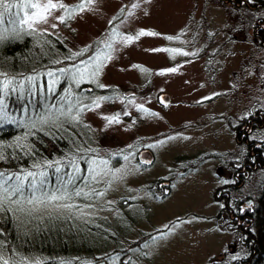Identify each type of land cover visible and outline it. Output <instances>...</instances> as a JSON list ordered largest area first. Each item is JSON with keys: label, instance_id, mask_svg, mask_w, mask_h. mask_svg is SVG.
I'll return each instance as SVG.
<instances>
[{"label": "rangeland", "instance_id": "374dc122", "mask_svg": "<svg viewBox=\"0 0 264 264\" xmlns=\"http://www.w3.org/2000/svg\"><path fill=\"white\" fill-rule=\"evenodd\" d=\"M23 6L31 27L67 36L68 59H76L54 69L52 86L66 75L75 88L83 82L110 88L90 93L84 107L103 153L85 171L79 165L73 171L82 179L75 195L84 199H66L57 213L73 209L104 228L119 227L125 210L133 212L127 237L144 233L148 240L128 264H231L243 245L221 212L236 201L241 211L253 204L245 190L258 173L244 169L235 191L230 181L242 158L238 119L264 107L261 42L215 0H24ZM173 161L201 163L182 190L175 186L170 199L156 202L144 184ZM227 187L231 199L221 195ZM53 196L59 194L38 198L39 208L62 199ZM157 227L169 229L160 234ZM107 243L105 252L115 245ZM118 258L108 264H127Z\"/></svg>", "mask_w": 264, "mask_h": 264}, {"label": "trees", "instance_id": "16d2710c", "mask_svg": "<svg viewBox=\"0 0 264 264\" xmlns=\"http://www.w3.org/2000/svg\"><path fill=\"white\" fill-rule=\"evenodd\" d=\"M23 2L8 0L15 6L0 19V264H98L113 252L104 251L105 240L125 237L127 211L119 227L104 228L83 220L73 209L57 211L66 199H84L85 195H75L82 179H76L73 171L77 165L85 171L94 154H103L94 143V128L83 117L84 107L91 104L90 93L110 88L84 82L75 88L66 75L52 86L54 69L76 59H68L67 36L28 24ZM262 108L253 110L258 117L253 133L245 134L243 128L244 121L253 120L249 114L238 119L235 128L243 147L235 171L249 162L248 170L258 175L245 190L253 200L251 206L241 211L236 201V208L231 203L223 209L226 226L237 230L236 238L243 245L231 264H264V135L258 125ZM256 141L259 145L254 146ZM53 192L62 198L60 202L39 208L43 204L39 199L46 202Z\"/></svg>", "mask_w": 264, "mask_h": 264}, {"label": "flooded vegetation", "instance_id": "af4514ba", "mask_svg": "<svg viewBox=\"0 0 264 264\" xmlns=\"http://www.w3.org/2000/svg\"><path fill=\"white\" fill-rule=\"evenodd\" d=\"M215 1L225 6L229 10L233 11V15L235 17L234 19H236L240 25L244 26L246 35L252 41L261 42L262 45H264V0H215ZM251 113H249L250 115L249 118L251 119V117H253L252 118L253 120L248 119L249 121L247 122L244 121L245 124L243 128L246 130L245 134H250V132L253 133L254 131L253 125L258 123L256 119L257 114H255L253 111ZM259 114H260L262 121H261V124H258V125L263 129L264 128V108H262L259 111ZM239 132L240 130L237 131V133ZM184 155H189V153L184 154ZM180 158H184L183 155L177 157V160L181 161ZM200 163L201 162H193V161L189 163L177 162V161L169 162L164 168H161L159 171H156L157 176L156 178L152 179L151 185H149L150 183H148L146 185L144 184V186L147 190H150L152 192V195L156 202H159V203L164 202L170 199V197L172 196V192L175 189L174 188L175 186H177L178 189H181V190L183 189L184 186H186L185 180L187 181L190 180V178L189 179H186V178L189 175H192L191 173H193L194 170H196V168L198 167ZM243 166H244L243 169H238L237 171L234 172L232 180L230 181L231 187L234 191L237 188H239L238 184H240L242 180V175H243L242 173H244V169L245 171L248 170L250 163L246 162L244 163ZM141 168H142L141 170H143L145 168V164H142ZM239 173H241V176L240 175L238 176ZM231 187L230 188L227 187V189L225 190L220 189L219 190L220 192L221 190L223 191L221 195H223L224 193H227L228 195L227 197L231 199L232 198V197L230 198ZM233 198L236 199L235 196ZM237 206L239 205H236L235 208ZM232 211H235V209ZM128 214L129 215L127 216V223L125 224H127L129 227L125 234V237L121 238L120 240L119 239L114 240L112 238L110 241H108L107 244L115 243V245L112 249H109L110 251H113V252L103 261L104 264H108L109 260H114L116 257H119L121 259V263L125 262L128 264L133 256L132 250L139 246H143L144 239L146 241L148 240L147 238H145L144 233H142L141 236H139L137 239H129L127 237V235L134 230L133 227L130 228L131 227L130 220L131 218H133V215L135 217V214L133 212L132 213L129 212ZM221 214L223 216V211L221 212ZM237 216H239V214H237ZM185 217L186 216H183L180 218H185ZM168 229L169 228H165V227H157L155 228V231H158V233L159 231L160 232L162 231L160 233L162 234L166 232Z\"/></svg>", "mask_w": 264, "mask_h": 264}, {"label": "snow or ice", "instance_id": "6c2138e0", "mask_svg": "<svg viewBox=\"0 0 264 264\" xmlns=\"http://www.w3.org/2000/svg\"><path fill=\"white\" fill-rule=\"evenodd\" d=\"M0 6H3V8H4V11L0 12V19H2L4 16V13L9 12L10 9L12 7H14L15 5L8 3V0H0ZM32 7H35V5H32ZM49 75H51V73H49ZM57 171H59V169H57ZM0 175H2V174H0ZM28 175H32V173H29ZM2 187H3V184H0V188H2ZM16 190H18V189H14L13 191H16ZM4 191L7 192V189H4ZM77 195H79V193H77ZM51 198L52 199H59V197H56V196H53Z\"/></svg>", "mask_w": 264, "mask_h": 264}, {"label": "water", "instance_id": "95a60500", "mask_svg": "<svg viewBox=\"0 0 264 264\" xmlns=\"http://www.w3.org/2000/svg\"><path fill=\"white\" fill-rule=\"evenodd\" d=\"M249 203L251 202V200L248 201Z\"/></svg>", "mask_w": 264, "mask_h": 264}]
</instances>
